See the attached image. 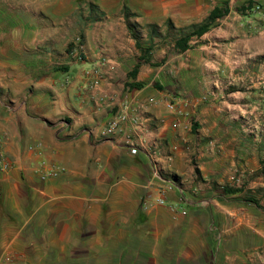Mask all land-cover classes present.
Instances as JSON below:
<instances>
[{"label": "crops", "instance_id": "1", "mask_svg": "<svg viewBox=\"0 0 264 264\" xmlns=\"http://www.w3.org/2000/svg\"><path fill=\"white\" fill-rule=\"evenodd\" d=\"M13 1L31 22L21 21L22 27L37 30L39 21L41 25L50 21L51 55L59 46L55 35L61 23L56 18L63 17L65 8L74 10L80 0H28L32 6L50 4L26 9L24 0ZM83 1L100 9L104 2H120L121 9L125 4L146 23L160 25L170 19L176 27L199 22L208 14H200L204 0ZM119 19L124 21L122 14ZM119 29V34H126L124 25ZM92 43L84 37V46L93 51L101 40ZM22 45L32 47L30 41ZM104 48L108 50L95 51L82 63H71L63 54L60 57L69 64L64 70L50 57V67L40 78L33 75L39 71L29 67L33 57L20 68L15 64L8 79L1 71L0 88L13 104L0 110V137L12 162L10 169L0 170V264H12L5 257L15 264H185L178 259L194 255L193 243L204 245L201 235L206 232L200 225L205 218L196 215L202 201L197 187L187 182L193 176L191 156L183 148L190 130L187 117L166 108L168 95L163 92L123 91V50L116 42ZM92 69L100 77L97 86L84 76ZM120 110L137 118V126L128 122L136 154L118 134H102ZM176 118L181 121L178 128L172 126ZM30 145H40L39 153ZM40 159L63 166L64 171L40 180L36 173ZM165 180L180 188L163 194L165 203L157 204ZM171 204L186 214L173 212Z\"/></svg>", "mask_w": 264, "mask_h": 264}, {"label": "rangeland", "instance_id": "2", "mask_svg": "<svg viewBox=\"0 0 264 264\" xmlns=\"http://www.w3.org/2000/svg\"><path fill=\"white\" fill-rule=\"evenodd\" d=\"M47 3L50 1L33 2L32 6L24 0L23 8H41ZM119 4L104 2L103 9L98 4L90 8L88 2L80 0L74 10L65 8L63 17L56 18L61 23L55 35L59 46L50 55V21L44 25L39 21L36 30L33 18V29L22 27L21 21L31 22L20 15L18 4L0 0V76L7 74L4 76L8 79L15 64L20 68L22 63L32 61L29 67L39 71L33 75L40 78L50 67V57L64 70L69 64L63 62V54H68L71 63H82L95 51H107L104 47L115 46L116 42L124 53L120 65L122 90H136L125 83L139 51L125 21L119 19ZM203 4L201 16L215 5L227 6L228 12L200 38L193 39L191 48L184 52L173 49L171 38L160 41L151 52V61L140 65L136 78L143 83L139 89L167 94L166 102L189 101L185 116L190 130L183 148L191 156L193 176L187 182L197 187L195 192L202 203L196 215L205 218L200 228L206 233L201 235L203 246L193 243L195 253L191 258L178 260L185 264H264V174L260 163L264 158V0H204ZM140 17L132 16L130 21L146 39L148 23ZM119 24L127 29L126 34H119ZM158 26L162 32L167 30L165 22ZM84 37L90 39L91 46L95 38L101 43L95 51L87 49ZM25 41L32 47L23 48ZM14 42L20 44L18 49L9 47ZM30 57L33 59L26 61ZM88 75L85 71L84 76ZM5 104L13 102L0 88V110ZM201 172L208 175L204 177ZM216 184L238 191L224 194L214 189ZM162 185L164 194L180 188V184L175 186L168 180ZM4 259L15 264L12 258Z\"/></svg>", "mask_w": 264, "mask_h": 264}, {"label": "trees", "instance_id": "3", "mask_svg": "<svg viewBox=\"0 0 264 264\" xmlns=\"http://www.w3.org/2000/svg\"><path fill=\"white\" fill-rule=\"evenodd\" d=\"M90 8H95L97 5L89 3ZM228 12L227 6L215 5L209 13L199 22L190 23L183 27H175L170 19H166L165 25L167 30L162 32L160 27L155 23H148L146 39H144L140 32H136L133 24L130 21L132 16L136 14L131 12L129 8L124 4L121 9L122 16L126 23L127 29L130 33L131 38L134 40L135 47L139 51V56L137 57L138 61L133 65L132 69L127 72V78L125 85L130 88L139 89L143 86V83L136 80V76L139 70V67L142 63H149L151 61V52L155 45L158 44L163 39L171 38L172 47L177 52H184L187 49L191 48V41L193 39L200 38L203 34L209 31L216 23V20L223 17ZM135 25V24H134ZM72 46V44H71ZM70 52V50H68ZM197 124L195 123L194 126ZM261 172L264 174V158L261 160ZM198 172V170H196ZM171 180L175 181L176 179L171 176ZM215 190H221L222 193H234L238 191L237 188H232L228 185H215ZM257 204V201L251 200Z\"/></svg>", "mask_w": 264, "mask_h": 264}, {"label": "built area", "instance_id": "4", "mask_svg": "<svg viewBox=\"0 0 264 264\" xmlns=\"http://www.w3.org/2000/svg\"><path fill=\"white\" fill-rule=\"evenodd\" d=\"M256 7L258 8L259 5L257 4ZM92 71H87L89 73V79L92 84V86H97L100 83V77L92 73ZM155 102V101H154ZM189 104V101L180 99L178 101H167L166 102V108L171 111L176 116H185L187 114L186 106ZM128 122L133 124L134 126L138 125L137 118L135 116H128V114L124 110H120L115 112L112 117L107 122L105 128L102 131V134L104 135H114L118 134L124 144L129 147L131 154L137 153V147H136V140L133 136V129L130 127L128 128ZM181 125V121L176 118L174 122L172 123V126L175 128H178ZM40 145H30L29 149L31 150H38L39 153ZM12 167L11 160L7 157L4 149H3V142L2 138L0 137V170H8ZM64 171V167L57 165V164H50L44 159H40L37 162L36 166V173L38 175V178L40 180H47L50 178H56L58 177L62 172ZM164 190L161 194V196L157 197L155 199V203L157 204H164L165 203V197L163 196ZM147 207V206H146ZM170 208L175 213H180L182 215L186 214L185 209H180L177 207L176 204H171Z\"/></svg>", "mask_w": 264, "mask_h": 264}]
</instances>
